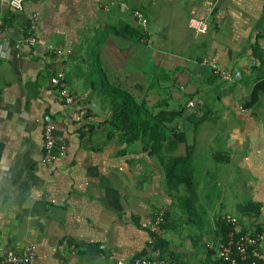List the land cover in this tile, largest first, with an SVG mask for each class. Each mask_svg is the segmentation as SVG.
Returning a JSON list of instances; mask_svg holds the SVG:
<instances>
[{"label": "crops", "instance_id": "crops-1", "mask_svg": "<svg viewBox=\"0 0 264 264\" xmlns=\"http://www.w3.org/2000/svg\"><path fill=\"white\" fill-rule=\"evenodd\" d=\"M0 19V256L34 245L35 264H129L155 253L148 229L165 210L169 257L206 264L219 217L241 228L256 219L247 212L255 202L264 221V91L253 94L264 79V0H28L19 9L0 0ZM214 61L242 76L223 79ZM60 71L74 104L51 82ZM120 88L155 115L172 111L167 123L194 146V208L178 200L182 186L171 196L165 177L185 143L164 131L147 151L108 121ZM47 117L54 152L66 149L52 168L43 162ZM263 243L264 232L262 255Z\"/></svg>", "mask_w": 264, "mask_h": 264}, {"label": "trees", "instance_id": "trees-1", "mask_svg": "<svg viewBox=\"0 0 264 264\" xmlns=\"http://www.w3.org/2000/svg\"><path fill=\"white\" fill-rule=\"evenodd\" d=\"M258 88L264 91V79H260L256 83L253 94ZM114 96L113 114L111 116L112 118L108 119V121L114 126L116 132L121 133L120 138L123 143L131 145L141 142L145 150L154 152L157 144L161 141V135L164 131L172 133L174 142L185 143V151L182 155L174 157L171 164L166 167L165 177L168 191L172 193L171 196L174 198L177 197L180 186H182L185 189V197L179 195L178 200L181 201L182 207L186 209L194 208L196 201L194 198L196 194V182L194 171L191 168L194 146L186 144L185 133L179 131L177 126L168 125V120H172L169 119V114L172 118L174 117L172 111L163 110L161 113L155 115L148 108L142 106L133 93L124 91L123 89L121 90V88L115 91ZM247 212L253 214L256 219L248 225L241 224V230L237 228V222L234 223L222 217L217 219L214 242L204 245L206 264H225L218 252L220 247L231 239L232 235L236 237L235 240L241 235L256 239L253 247L256 248V253L259 256H256L254 259L258 263L264 262V255L261 254L264 221H258L261 216V205L255 202H248ZM155 213L153 222L157 218H161L160 225L163 232L156 233L149 227L148 230L154 240V250L159 251L160 257L162 258L176 260L178 264H186L169 257L167 254L168 252L166 250L169 248V243L163 238L167 226V212L165 210H158ZM249 251L253 256V250L251 251V248H249Z\"/></svg>", "mask_w": 264, "mask_h": 264}, {"label": "built area", "instance_id": "built-area-1", "mask_svg": "<svg viewBox=\"0 0 264 264\" xmlns=\"http://www.w3.org/2000/svg\"><path fill=\"white\" fill-rule=\"evenodd\" d=\"M28 0H11L12 7L19 9L22 8L24 3ZM135 15L142 22H146V19L143 17L142 13L136 11ZM38 20L39 16L35 12L32 15L29 27L27 29V42L30 44H36L38 42L37 30H38ZM3 21L0 19V32L3 27ZM190 25L198 32V33H206L208 30L207 23L199 18H192L190 20ZM26 40V39H25ZM18 48L21 47V43L17 45ZM264 50V44H263ZM60 57H66L70 50L57 48L54 51ZM4 50L0 45V56L3 55ZM213 68L216 69V72L221 75L223 79L233 80L240 77L239 71H220L217 67L216 62L213 63ZM219 70V71H218ZM222 72L224 73L222 75ZM51 82L58 88L59 96L62 101L67 104H74L77 102V95L69 89L65 81V75L63 71L58 72L57 74L51 77ZM191 104V102H190ZM82 114H85V110L81 111ZM55 125L54 121L47 117L44 122V136H45V152L43 157V162L49 168H52L54 163L60 157H64L66 155V149L62 146L58 153L54 152L55 145V137H54ZM231 218V217H230ZM162 219L157 218L155 222H153L149 227L152 231L156 233L163 232V229L160 225ZM229 221L236 223V219L232 217ZM235 236L232 235L229 241L222 245L219 249V256L224 261L225 264H264L258 263L254 258L259 256L256 253V248L253 247V243L256 242V239L251 238L250 236L241 235L238 239L235 240ZM249 248L251 251L253 250V256L250 254ZM36 246L28 245L25 247L23 252L8 249L3 255L0 256V264H35L36 262ZM129 264H178L176 260H169L160 257L159 251H155L152 256L148 257H137L134 258Z\"/></svg>", "mask_w": 264, "mask_h": 264}, {"label": "rangeland", "instance_id": "rangeland-1", "mask_svg": "<svg viewBox=\"0 0 264 264\" xmlns=\"http://www.w3.org/2000/svg\"><path fill=\"white\" fill-rule=\"evenodd\" d=\"M218 71H219V70H218ZM223 74H224V73L222 72V75H223ZM239 75H240V77H241V76H242V73L239 74ZM240 77H239V78H240ZM237 79H238V78H237ZM233 80H234V79H233ZM189 105H190L191 107L195 106V105H196V101H194V100L191 101V104L189 103ZM169 115H170V114H169ZM168 125H170V124H168ZM188 136L190 137L189 134H188ZM176 143H177V145H181V147H184L182 144H180V142H176ZM235 212H236V211H233L234 214H236L237 216H240V213H238V212L235 213ZM155 214H156V213H155ZM155 214H154V215H155ZM231 218H232V217H231ZM231 218L229 217V218H227V220H230ZM234 218H235V217H234ZM235 219H236V221H237V228L241 230V228L238 227V223H239L240 221L237 220V218H235ZM189 229H190V230H194V231L197 230L196 226H191V227H189ZM197 231H198V230H197ZM263 247H264V243H263Z\"/></svg>", "mask_w": 264, "mask_h": 264}]
</instances>
